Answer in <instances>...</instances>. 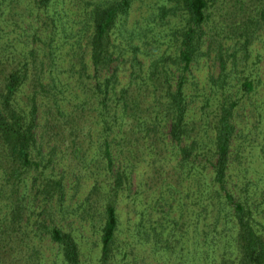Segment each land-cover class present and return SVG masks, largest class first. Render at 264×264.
Instances as JSON below:
<instances>
[{"label":"trees","instance_id":"1","mask_svg":"<svg viewBox=\"0 0 264 264\" xmlns=\"http://www.w3.org/2000/svg\"><path fill=\"white\" fill-rule=\"evenodd\" d=\"M57 1L63 3H37L48 10ZM132 5L133 0H64L61 11L67 20L61 15L59 22L67 25L65 39L76 35L72 23L82 24L71 44L69 68L57 66L60 44L53 45L51 34L48 54L31 50L30 59L6 51L0 57V264H48L47 246L52 264H87L78 237L60 223L71 212L66 202L77 172L57 173L58 149L66 159L71 155L77 167L96 165L106 176L98 264H158V248L178 252L179 264H264V160L252 166L238 159L235 138L249 132L236 122L240 102L225 91L235 82L233 73L240 72V60L252 54V34L264 23V0H162L141 34L151 51L135 43V31L127 28ZM75 6L82 19L75 18ZM244 7L248 14L228 26L243 40L223 48L221 37L207 32L215 14L241 15ZM58 11L49 16L54 24ZM168 13L176 17L168 23L177 41L175 53L161 51L155 37L159 20ZM222 19L216 34L225 32ZM120 36L131 40L124 43ZM215 44L220 71L211 77L210 89L224 99L214 97L219 111L208 143L195 133V119L189 117L187 85L194 66ZM223 49L232 50L236 70L229 69ZM260 81L253 71L237 77L247 97L241 110L264 111V100H251ZM142 159L148 167L143 188L153 184V195L134 204L137 219L123 227L118 195L132 188ZM97 189L94 182L87 196L90 206L96 204ZM161 205L163 220L152 212ZM171 205L181 210L178 217L168 209ZM190 230L194 237L184 259L176 248L178 237Z\"/></svg>","mask_w":264,"mask_h":264},{"label":"rangeland","instance_id":"2","mask_svg":"<svg viewBox=\"0 0 264 264\" xmlns=\"http://www.w3.org/2000/svg\"><path fill=\"white\" fill-rule=\"evenodd\" d=\"M63 3H59L58 1L54 3L48 10L44 8H40L37 3L38 0H0V57H2L3 53L8 51L12 52L11 57H23L29 56L31 58V54L29 53L31 50L37 52L38 54L45 53L48 54L49 50V42L48 39L49 34L54 36L53 45H58V51L55 54V61L57 62V66H63L69 68L70 58L73 54L71 50V44L77 40L80 35L77 33L78 30L81 31L82 24L81 23H72L74 25V30L76 35L73 38L65 39L64 29L66 26L61 25L59 21L67 20V17L62 13L61 10L64 8V0H61ZM162 0H133V5L131 8V13L128 18L127 28L130 32H134V40L135 43L141 44L143 48L151 51L152 47H144L147 46L148 39L145 36H142L147 29L149 22L153 20V14L158 12V7L161 5ZM67 7V6H66ZM65 7V8H66ZM249 10L255 9L254 3H249ZM80 7L75 6L72 10L75 12V18L82 17L79 15ZM55 10H59L60 12L58 16L55 18V24L49 18V16H53ZM247 8H243V12L241 15H233L231 13H227L223 11L221 14H215V21L211 25V29L207 30L209 35L215 36L216 39L221 37L220 40L224 43L223 48H228L236 41H242V36H238V34H234L230 31L228 26L232 25L233 22L231 20H238L244 15H247ZM63 15L62 20H60V16ZM221 18L223 22L221 23L225 27V32H218L216 34L215 27L220 26ZM172 21H176V17L170 15V13L163 15V18L159 20L158 25L156 27L155 37L158 40V44L162 46L160 48L161 51L165 49H173L174 53L177 50V41L175 39V33H172L169 27L171 26ZM67 24L66 21H63ZM55 30V34L52 32ZM256 36L252 34V54L246 60L241 59L238 66L236 67L240 72L233 73L235 77V82L232 81L233 84L227 86V96L231 97V99H236L240 102V107L235 110L236 122L239 124V128H244L245 131L249 135L246 136L244 132V137L235 138L234 144L238 147V150L241 152L239 160L245 162L246 164L251 163L252 166L256 164H260L264 155V111L261 110L260 115L253 114L250 109L247 111L241 110L244 107V100L247 99L246 96L241 91L240 84L237 82V77L239 75H245L247 73H251L253 71L255 78L257 80L261 79L258 86V92L251 97L252 101H261L264 100V23L261 22V28L256 29ZM89 33V32H88ZM154 33V34H155ZM130 34V33H128ZM132 34V33H131ZM129 37V36H128ZM88 34L84 32L82 46L87 45ZM133 39V38H132ZM125 37H119V41H123L124 43L129 42ZM65 41V42H64ZM151 42H153L150 39ZM61 42V43H60ZM159 51V50H157ZM225 53V58L230 60L228 67L229 69L236 70L232 63V57L230 56L232 53L231 49H223ZM25 53L24 55L21 53ZM241 52V51H240ZM218 46L217 44L211 50V53L207 54L200 63L196 64L193 69V76H189L188 79V93L191 94V108L189 117L195 119L196 127L198 128L195 133H201L200 138H203L204 141L210 142L209 137L213 136L212 128L214 127V122L217 120L216 116L219 111L217 108V104L215 102L214 97L219 98L221 100L224 99L222 92H218L214 94V91H211L210 85L211 77H217L220 71V64L217 62L218 59ZM59 56H56L58 55ZM132 53L128 52L126 54V58H130L129 56ZM23 55V56H22ZM243 55V52L240 53ZM261 56V61H259L258 57ZM140 59L143 61H147L148 59L142 53L140 55ZM85 60H89V55L85 54ZM13 61V60H12ZM16 61H19L16 59ZM53 62V60L47 59V62ZM126 62V60H125ZM124 62V63H125ZM256 62V66L254 69V64ZM126 70V69H124ZM124 70L121 72V79L125 80V77L128 75L125 74ZM125 75V77H124ZM87 77V76H85ZM73 89V88H72ZM219 90V89H218ZM221 91V90H219ZM212 98V100H210ZM209 101V102H208ZM205 106V109L204 107ZM249 106V105H248ZM203 114V116H202ZM202 116V118H201ZM214 121V122H213ZM212 124V125H211ZM197 139H200L196 137ZM132 148V146H129ZM59 157L61 160V165L57 166V173H61L62 170H67L69 173L74 171L77 172L76 185L75 187H70L68 190V199L67 205L71 208V212L68 213L66 217L62 219L61 224H63L64 228L69 231H73L78 237L79 241L82 245L83 251V260H86L87 264H98V258L100 253V228L103 223V217H101L100 212L104 211L103 202L101 196L106 194L105 186L106 184V176L100 175V170L96 165L92 166L90 169L82 168L80 165H75L71 161V155L69 158H65L62 156L59 149ZM203 162H206L205 159H202ZM148 167L146 166V162L144 159L141 160L140 165L138 167V172L134 175V185L132 188L126 192L120 193L118 196V204L120 207V213L122 216L123 227L127 226L130 222H135L137 219V213L134 210V204L140 206L142 200L147 198L148 196H152L153 193V184L148 186L147 188H143L145 185V177L144 171H146ZM253 175H256V171H253ZM80 176V178H78ZM94 182L98 186L95 196L94 202L96 204L94 206H90V201L87 196L91 193V190L94 188ZM74 196V197H73ZM93 201V200H91ZM80 207V208H79ZM176 207V205H175ZM171 210L173 216L178 217L179 211L177 208H174L173 205L168 208ZM150 211V210H149ZM152 212L156 213V217L158 216L161 220L164 219L165 208L163 205L157 206L155 210ZM156 222V221H154ZM171 225V222L166 223V226ZM131 228V224L129 226ZM175 233L182 234L180 228L175 227L173 230ZM194 237V231L190 230L186 237L183 238V235H179L177 249L180 250L183 258L187 257L186 246H189L192 242V238ZM183 238V241L181 242ZM177 241V240H176ZM47 258L48 264H52V260L54 259L49 247L47 246ZM158 264H179L178 252H164L162 248H158ZM143 264H146V261L142 260ZM132 264L134 261H132ZM153 264H157L155 261Z\"/></svg>","mask_w":264,"mask_h":264}]
</instances>
